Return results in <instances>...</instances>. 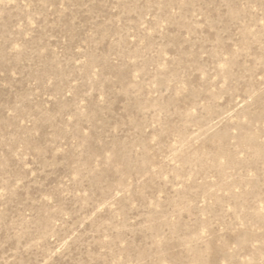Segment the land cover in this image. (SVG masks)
<instances>
[{
  "label": "rangeland",
  "instance_id": "rangeland-1",
  "mask_svg": "<svg viewBox=\"0 0 264 264\" xmlns=\"http://www.w3.org/2000/svg\"><path fill=\"white\" fill-rule=\"evenodd\" d=\"M0 264H264V0H0Z\"/></svg>",
  "mask_w": 264,
  "mask_h": 264
}]
</instances>
